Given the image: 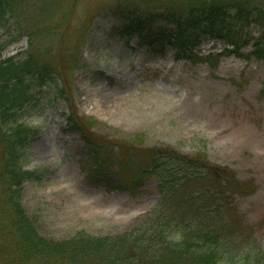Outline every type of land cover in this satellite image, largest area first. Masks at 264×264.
<instances>
[{"label":"rangeland","instance_id":"1","mask_svg":"<svg viewBox=\"0 0 264 264\" xmlns=\"http://www.w3.org/2000/svg\"><path fill=\"white\" fill-rule=\"evenodd\" d=\"M122 1L24 0L29 17L40 16L34 25L37 38L17 26L0 29V44L17 39L0 59L31 54L52 64L68 95L67 103L46 89L25 116L41 131L27 148L24 165L43 173L39 181L23 183L26 214L42 236L65 239L79 230L93 235L127 231L154 205L153 179L136 195L86 183L93 164L88 144L66 126L72 108L96 146L120 166L125 183L147 164L148 150L155 147L203 155L232 169L244 195L237 198L239 215L264 247V62L251 54L258 42L264 48V25L243 27L249 41L241 56L225 51V42L199 36L191 47L198 56L182 57L165 39L149 48L139 45L136 35L119 37L114 27ZM183 3L129 0L126 6L160 13L184 9ZM209 54V62L197 58Z\"/></svg>","mask_w":264,"mask_h":264},{"label":"trees","instance_id":"2","mask_svg":"<svg viewBox=\"0 0 264 264\" xmlns=\"http://www.w3.org/2000/svg\"><path fill=\"white\" fill-rule=\"evenodd\" d=\"M128 1L116 6L118 36L136 35L138 44L149 48L165 39L182 57L198 56L191 47L197 46L199 36L225 42V51L241 56L240 49L249 41L243 27L250 22L264 25L260 0H183L186 8L160 13L139 11L126 6ZM23 3L0 0V29L17 26L37 38L34 25L40 16L30 18ZM16 40L0 44V56ZM257 44L251 54L264 62V48ZM212 56L197 58L209 62ZM46 89L68 103L60 71L52 64L39 63L31 54L0 59V264H264V247L239 215L237 198L244 195L232 169L203 155L155 147L148 150L147 164L125 183L120 166L96 146L71 107L66 126L88 144L93 164L86 183L136 195L153 179L157 197L127 231L93 235L79 230L65 239L42 236L26 214L21 195L25 181L43 176L41 170L24 165L27 148L41 131L25 116L40 104Z\"/></svg>","mask_w":264,"mask_h":264}]
</instances>
